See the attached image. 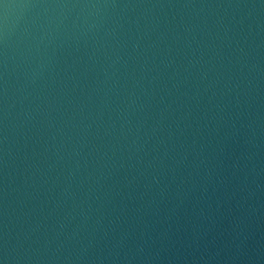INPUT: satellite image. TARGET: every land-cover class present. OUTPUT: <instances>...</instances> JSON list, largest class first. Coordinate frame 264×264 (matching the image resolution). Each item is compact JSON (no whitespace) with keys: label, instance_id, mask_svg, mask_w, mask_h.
I'll use <instances>...</instances> for the list:
<instances>
[{"label":"water","instance_id":"1","mask_svg":"<svg viewBox=\"0 0 264 264\" xmlns=\"http://www.w3.org/2000/svg\"><path fill=\"white\" fill-rule=\"evenodd\" d=\"M0 264H264V0H0Z\"/></svg>","mask_w":264,"mask_h":264}]
</instances>
